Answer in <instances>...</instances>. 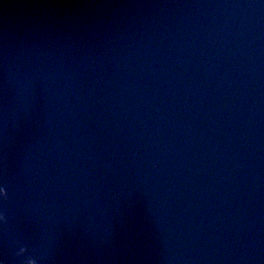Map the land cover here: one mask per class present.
Instances as JSON below:
<instances>
[{"label": "water", "instance_id": "1", "mask_svg": "<svg viewBox=\"0 0 264 264\" xmlns=\"http://www.w3.org/2000/svg\"><path fill=\"white\" fill-rule=\"evenodd\" d=\"M0 264H264V0H0Z\"/></svg>", "mask_w": 264, "mask_h": 264}]
</instances>
